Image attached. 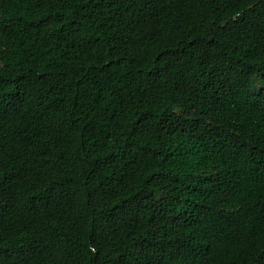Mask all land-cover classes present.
Segmentation results:
<instances>
[{
  "label": "trees",
  "instance_id": "16d2710c",
  "mask_svg": "<svg viewBox=\"0 0 264 264\" xmlns=\"http://www.w3.org/2000/svg\"><path fill=\"white\" fill-rule=\"evenodd\" d=\"M0 264H264V0H0Z\"/></svg>",
  "mask_w": 264,
  "mask_h": 264
}]
</instances>
